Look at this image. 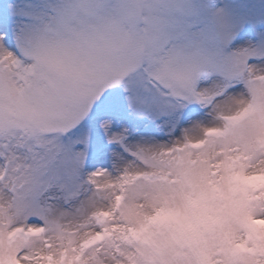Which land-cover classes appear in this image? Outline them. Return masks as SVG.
Segmentation results:
<instances>
[{"label":"snow or ice","instance_id":"snow-or-ice-1","mask_svg":"<svg viewBox=\"0 0 264 264\" xmlns=\"http://www.w3.org/2000/svg\"><path fill=\"white\" fill-rule=\"evenodd\" d=\"M0 264H264V0H0Z\"/></svg>","mask_w":264,"mask_h":264}]
</instances>
